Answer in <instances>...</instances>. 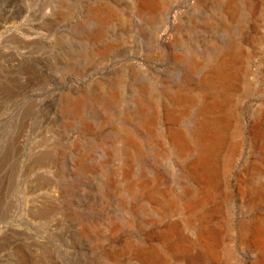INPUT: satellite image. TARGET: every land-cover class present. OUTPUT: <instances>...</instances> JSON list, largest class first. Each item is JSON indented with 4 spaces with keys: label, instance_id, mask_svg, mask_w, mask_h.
Returning a JSON list of instances; mask_svg holds the SVG:
<instances>
[{
    "label": "rangeland",
    "instance_id": "1",
    "mask_svg": "<svg viewBox=\"0 0 264 264\" xmlns=\"http://www.w3.org/2000/svg\"><path fill=\"white\" fill-rule=\"evenodd\" d=\"M156 3L0 0V264L261 262L264 0ZM229 53L221 97L209 81ZM220 117L211 181L170 133Z\"/></svg>",
    "mask_w": 264,
    "mask_h": 264
},
{
    "label": "bare ground",
    "instance_id": "2",
    "mask_svg": "<svg viewBox=\"0 0 264 264\" xmlns=\"http://www.w3.org/2000/svg\"><path fill=\"white\" fill-rule=\"evenodd\" d=\"M156 4V0H138V6L140 7V9L146 11L149 14L153 13ZM98 19L101 24L104 23L103 18L99 17ZM234 57L235 55L229 53V55L226 56L225 60L219 62V66L215 74V80L209 81L210 89L214 92L219 93L221 97L223 95L224 90L230 87V83L233 77L235 76V73L232 68ZM114 99L115 95H111V97H109V100L111 101H113ZM189 99L190 98L188 96L178 95L174 100L178 104H183L185 102L190 101ZM220 104L221 102H219L218 100H215V102L210 103L206 102L202 105L201 109L204 110L206 108V111H208L209 113H213L218 109ZM82 108L83 102L81 100L72 103V110L75 114H79ZM184 112H186V110H182L180 112V115L177 116V118H183L185 115ZM226 122V117H220L212 121H200L196 128L193 130L194 132L191 136L185 135L180 130L172 131L170 133L171 145L174 147L176 153L181 156L185 155L186 153H190L191 151H195V158H197V162L195 161L194 163H192V167H194V169L197 168L198 170L201 168L202 173H204L207 178L211 181H213V179L211 178H213L215 174L214 161H212V154L216 149L217 141L221 137L222 132H226ZM262 134L264 136V131ZM129 188H131V185L129 186ZM178 200L175 199L167 203V206L166 208H164V210L167 213H170L177 209L180 205ZM184 200H186V197L184 198ZM201 202V199H197L189 202H184L182 206L184 210H186V212L191 213L194 211L195 206H197ZM188 226L190 227L191 225L189 224ZM174 231L176 232V227H170L168 231L164 232V236L167 237L171 235ZM252 234L254 235V238L262 249L261 256L259 259L262 262L264 261V225L256 227L254 230H252ZM145 256L149 260V264H157L160 260V257L158 255H153V253H146ZM199 260V256L194 258L195 262H198ZM257 263H259V261ZM158 264L161 263L159 262Z\"/></svg>",
    "mask_w": 264,
    "mask_h": 264
},
{
    "label": "water",
    "instance_id": "3",
    "mask_svg": "<svg viewBox=\"0 0 264 264\" xmlns=\"http://www.w3.org/2000/svg\"><path fill=\"white\" fill-rule=\"evenodd\" d=\"M174 13V8L173 9H171V10H169V12H168V19H167V23L169 22H171V17H172V14ZM87 82L88 81H82V83L80 84V85H78V86H80V87H84V86H86V84H87ZM243 130H244V132H246V130H247V115H244V118H243Z\"/></svg>",
    "mask_w": 264,
    "mask_h": 264
}]
</instances>
